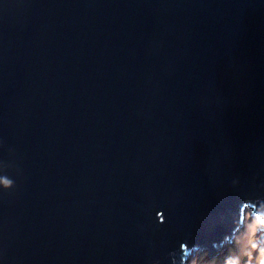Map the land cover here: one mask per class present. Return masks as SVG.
I'll return each instance as SVG.
<instances>
[{
  "label": "water",
  "instance_id": "obj_1",
  "mask_svg": "<svg viewBox=\"0 0 264 264\" xmlns=\"http://www.w3.org/2000/svg\"><path fill=\"white\" fill-rule=\"evenodd\" d=\"M247 213L264 0H0V264H187Z\"/></svg>",
  "mask_w": 264,
  "mask_h": 264
},
{
  "label": "rangeland",
  "instance_id": "obj_2",
  "mask_svg": "<svg viewBox=\"0 0 264 264\" xmlns=\"http://www.w3.org/2000/svg\"><path fill=\"white\" fill-rule=\"evenodd\" d=\"M249 219H250V214L247 213L245 217L246 226L244 228V231L238 237L236 245L234 244L235 246H238L240 244L239 246L240 253L238 254L237 251H234L230 255H228L225 261H220V263L222 262L223 264L227 262L226 264H251L250 262H246V260L244 261L243 258L250 257L247 256V254L251 252V259H252L257 249V246L256 249L253 246L258 244V246L260 247L261 246L260 241L262 242L264 239L260 237L261 234L258 235L259 233L258 228H256L258 225L257 221L256 220L247 221ZM232 244L233 243L231 242L222 245V249L223 248L227 249L232 247L235 249V246H233ZM261 250L262 251L260 252L259 255H258L259 252L257 253L256 258L254 260L255 262L252 264H264V248H262ZM223 251L222 250L218 251V254L215 253L216 254L215 256H213L214 253L210 254L208 251H204L201 253L199 252L200 254L194 253L195 254L194 257H191V260H189L187 264H211L212 261H216V263H219V260L225 257V253ZM238 255H242V257ZM231 259H234L235 261L234 260L232 261Z\"/></svg>",
  "mask_w": 264,
  "mask_h": 264
},
{
  "label": "clouds",
  "instance_id": "obj_3",
  "mask_svg": "<svg viewBox=\"0 0 264 264\" xmlns=\"http://www.w3.org/2000/svg\"><path fill=\"white\" fill-rule=\"evenodd\" d=\"M247 222V221H246ZM244 230H242L241 232H240V234L243 232ZM240 234L237 236V238L233 241V246H235L236 245V243H237V239H238V237L240 236ZM235 244V245H234ZM260 244H261V246L259 247L258 246V244L257 245H254L253 247H255V249H256V246H257V249H256V252H255V255L253 256V258L251 259L250 258V263L252 264V263H254L255 261V258H256V255H257V253H258V255L260 254V252L262 251L261 249L262 248H264V240L261 242L260 241ZM239 246H240V244L238 245V246H235V249L232 247V248H228V251L227 252H225L224 251V253H225V257L223 258V259H221V260H219V263H220V261H225L226 260V258L228 257V255H230L232 252H234V251H237V253L239 254L240 253V251H239ZM253 252H254V250H253ZM247 256H250L251 257V252H249L248 254H247ZM211 262V261H210ZM222 263V262H221ZM211 264H217L216 263V261H212L211 262Z\"/></svg>",
  "mask_w": 264,
  "mask_h": 264
},
{
  "label": "trees",
  "instance_id": "obj_4",
  "mask_svg": "<svg viewBox=\"0 0 264 264\" xmlns=\"http://www.w3.org/2000/svg\"><path fill=\"white\" fill-rule=\"evenodd\" d=\"M238 256H240V257H242V255H238ZM237 256V257H238ZM250 258L251 257H246V258H243L244 259V261L246 260V262H250ZM228 259H230V258H228ZM232 261L234 260V259H231ZM238 260H240V259H238ZM235 261V260H234ZM227 262H225V263H223V264H226ZM217 264H222V263H217Z\"/></svg>",
  "mask_w": 264,
  "mask_h": 264
},
{
  "label": "bare ground",
  "instance_id": "obj_5",
  "mask_svg": "<svg viewBox=\"0 0 264 264\" xmlns=\"http://www.w3.org/2000/svg\"><path fill=\"white\" fill-rule=\"evenodd\" d=\"M234 240H235V238H232V241L231 242L233 243ZM231 242H229V243H231Z\"/></svg>",
  "mask_w": 264,
  "mask_h": 264
}]
</instances>
